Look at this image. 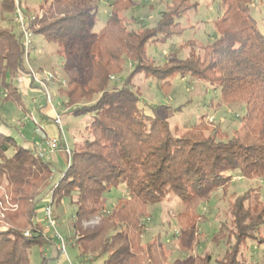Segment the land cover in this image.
<instances>
[{"label":"trees","instance_id":"1","mask_svg":"<svg viewBox=\"0 0 264 264\" xmlns=\"http://www.w3.org/2000/svg\"><path fill=\"white\" fill-rule=\"evenodd\" d=\"M108 1V18L98 33H92L88 29L97 0H44L41 14L33 17L25 15L17 0L33 35L57 46L60 60L75 56L77 77L58 91L65 107L81 105L77 110L92 117L84 129L90 139L70 149L66 169L53 185L52 165L35 157L34 148L17 145L0 132V207L16 206L0 213V264H29L30 248L47 242L35 223L37 204L47 195V206L70 200L73 245H78L80 256L91 249L92 260L104 258L103 264H116L133 247L142 264H256L239 258L247 239L264 243V205L257 211L250 191L231 203L230 228L221 223L211 237L214 244L225 241L221 257L213 260L209 253L194 254L199 236L192 225L198 205L216 190L227 188L229 178L220 174L222 168L236 170L239 178L264 179V36L250 16L252 0H220L222 14L213 23L214 41L202 54L190 49L184 60L162 67L153 65L146 47L180 35L183 29L177 20L195 8L193 0H171L154 26L138 30L129 29L123 15L133 7V0ZM14 6L15 0H0V88L5 100L23 109L22 93L12 84L17 74L27 73L21 35L13 31L8 17ZM127 64L131 72L125 83L112 86ZM138 73L158 80L179 73L203 81L227 105L244 107L242 125L226 133L219 126L208 131L199 123L178 134L157 109L148 116L138 107L139 92L130 87ZM165 86L169 87L168 81ZM117 190L122 196L107 215V228L82 232L80 224L102 213L106 195ZM169 196L183 205L176 216L179 233L174 238L178 250L187 254L182 259L169 260L161 243H148L142 251L137 246L143 229L139 220L147 207Z\"/></svg>","mask_w":264,"mask_h":264},{"label":"rangeland","instance_id":"2","mask_svg":"<svg viewBox=\"0 0 264 264\" xmlns=\"http://www.w3.org/2000/svg\"><path fill=\"white\" fill-rule=\"evenodd\" d=\"M19 1L25 15L33 17L41 14L39 6L44 0ZM170 2L171 0H133V7L123 13L129 22L128 28L138 30L141 27L154 26ZM193 2L196 5L195 8H191L187 14L177 20L183 29L180 35L161 38L158 42L147 45L146 56L154 66L162 67L167 62L174 64L182 61L188 56L190 49L195 53L202 54V49L214 41L216 35L213 23L222 14L220 0H193ZM108 12L109 1L97 0L92 16V27L88 31L98 33L108 18ZM249 12L254 27L264 36V0H252ZM8 17L11 20L10 26L13 31L16 34L19 33L13 21V14ZM32 43L33 48L29 55L30 67L33 70L41 68L51 72L55 77L54 82L49 84L47 89L50 102L48 103L41 91L32 87H29L30 90L23 91L13 81V86L19 88L22 93L23 109H21L15 102L5 100L4 92L0 88V132L11 136L17 145L33 149V146L40 141V133L35 131L36 128H41L44 131L47 126L53 125L59 135L54 137L59 143L58 149L48 158H44V161L52 165L53 173L50 182L53 185L59 181L61 173L66 169L67 158L65 159L66 155L61 154L62 151L64 152L65 146L62 148L59 145H63L65 140L71 149H78L85 139H90L85 135L84 129L91 120L92 113L79 112L77 109L81 105L65 107L63 105L64 98L58 91L60 85L77 77L74 67L75 56L64 62L55 54L57 46L48 45L36 35L32 36ZM22 62L25 67L24 59ZM130 72V64H127L121 75L116 76L118 81L112 80L111 85L120 87L125 83ZM165 81L169 82V87H162ZM130 84L133 91L139 92L138 107L143 113L152 116L154 109H157L159 116L168 123L172 131L178 134L185 133L192 125L199 123H202L203 128L208 131L215 126L218 129L219 126L221 131L226 133H230L242 125V118L245 114L243 106L227 105L221 100L218 91L190 75L174 73L163 80H158L153 75L145 77L143 73H138L132 77ZM51 106L54 112L60 115V129L54 125L52 118L49 119L50 117L47 116L51 111ZM30 115L35 119L37 126L29 119ZM220 174L229 178L227 188L216 190L210 195L209 200L199 204L192 223L199 236V244L195 248L194 254L209 253L213 260L222 256L226 244L225 241L214 244L211 237L221 223H225L227 228H230V218L227 212L234 198L250 191V202L253 207L255 206L258 211L264 205V179L239 178L238 172L229 168H222ZM121 196L120 190L112 191L106 195L105 210L82 222L80 224L82 232L107 228V215ZM42 198L37 204L35 223L44 233L47 242L41 247L30 248L29 264H68L69 262L71 264H103L104 258L92 260L95 253H91V249L80 256L78 245H73L74 233L71 223L74 207L68 198H63L58 205H51L55 230L64 240L66 254L59 251L57 248L59 241L54 230L48 227L44 214L49 197L47 195L45 200ZM15 208L16 206L6 203L0 207V213L3 215L9 209L14 210ZM182 208L183 205L171 196L157 205L147 207V214L139 220L143 229L139 232L138 248L142 251L148 243L155 245L161 243L165 251L170 254L169 260L184 258L187 254L178 250L174 239L179 233L176 216L181 213ZM1 214L0 226L3 224ZM140 255L133 247L128 255L122 256L116 264H142V261L138 260ZM239 258H243L247 262L264 264V243L260 244L253 239H247L240 246ZM211 264L214 262L211 261Z\"/></svg>","mask_w":264,"mask_h":264},{"label":"built area","instance_id":"3","mask_svg":"<svg viewBox=\"0 0 264 264\" xmlns=\"http://www.w3.org/2000/svg\"><path fill=\"white\" fill-rule=\"evenodd\" d=\"M13 21L16 24L18 31L21 35L22 47H23V59L25 61V68L27 73L25 74H17L13 81L18 84V87L24 86L27 83L28 87H32L35 90L41 91L45 97L47 98L48 103L50 102V97L48 95V85L53 83L55 80L54 75L51 72L40 70L35 71L29 65V55L30 50L32 49V32L29 31L26 27V17L24 16L20 6L18 5L17 0H15L14 13H13ZM31 122L37 126L35 119L32 115L29 116ZM54 125L60 129L61 128V119L60 115L54 112L52 117ZM37 133H40V141L34 146V156L39 159H44L45 157H49L54 154L58 149V141L55 138H50L44 134L41 128H36ZM64 153L67 158V162L69 161L70 149L66 146L64 147ZM45 219L48 222V227L53 229L55 232V236L59 241V245L57 248L63 254L65 253V244L63 238L57 233L55 230V221L53 219V214L51 210V206H46L44 209ZM68 264H71L70 262Z\"/></svg>","mask_w":264,"mask_h":264},{"label":"crops","instance_id":"4","mask_svg":"<svg viewBox=\"0 0 264 264\" xmlns=\"http://www.w3.org/2000/svg\"><path fill=\"white\" fill-rule=\"evenodd\" d=\"M19 88H22L23 91H25L26 89H29V90H30V88L27 86V83H25L24 86H21V87H19ZM53 115H54V109H53V107L51 106V111L47 114V116H48V118L50 117L49 119H51V118L53 117ZM45 127H46V126H45ZM56 130H57V129H55V127L52 125V126H50V127L47 126L43 132H44V134H45L46 136H48V137H50V138H54V137L59 136V135L57 134ZM64 146H66L67 148L69 147V149H71L70 146L68 145V143H67L65 140L63 141V146H62V148H63ZM61 154H62L63 156H65V154H64L63 151H62Z\"/></svg>","mask_w":264,"mask_h":264}]
</instances>
